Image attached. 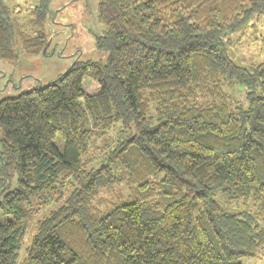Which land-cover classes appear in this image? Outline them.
Listing matches in <instances>:
<instances>
[{
    "label": "trees",
    "instance_id": "obj_1",
    "mask_svg": "<svg viewBox=\"0 0 264 264\" xmlns=\"http://www.w3.org/2000/svg\"><path fill=\"white\" fill-rule=\"evenodd\" d=\"M50 2L39 0L38 22ZM260 12L264 0H100L107 62L77 60L0 101V264H17L28 220L55 200L63 203L39 222L23 264H244L261 255L264 62L237 65L224 39ZM17 36L30 54L47 46L43 32L18 31L0 0V60L15 58ZM232 84L247 92L229 103ZM110 129L125 135L108 139L94 167L93 132ZM112 165L137 197L95 210L118 181Z\"/></svg>",
    "mask_w": 264,
    "mask_h": 264
},
{
    "label": "rangeland",
    "instance_id": "obj_2",
    "mask_svg": "<svg viewBox=\"0 0 264 264\" xmlns=\"http://www.w3.org/2000/svg\"><path fill=\"white\" fill-rule=\"evenodd\" d=\"M4 2L13 9L18 31L30 37L43 32L48 42L42 53L30 54L24 50L21 39L17 36L14 43L15 58L0 60V101L17 97L42 84L56 80L77 60L107 62L108 52L97 47V39L105 32V26L98 17L100 0H51L49 11L41 23L37 21L33 13L39 0H4ZM224 39L237 65L251 68L264 62V12L252 17L245 26L230 33ZM224 90L229 103L244 99L247 92V88L242 84L225 86ZM87 124L93 128L90 119ZM116 128L118 131L122 125ZM124 135L125 133L116 132V129L105 132L95 130L88 153V157H93L90 164L94 167L100 164V156L108 139L114 145L119 136ZM2 151L3 133L0 129V153ZM98 154L99 157L95 159ZM112 166L118 181L111 189L103 191L93 201L95 210L107 212L137 197L133 193L135 185L124 176L120 167ZM16 184L17 174L15 173L12 175V186L15 187ZM219 200L224 204L223 200ZM62 203L63 200H55L47 207L38 210L28 220L17 264H23L26 260V249L38 231L39 222ZM244 264H264V252L250 262L244 261Z\"/></svg>",
    "mask_w": 264,
    "mask_h": 264
}]
</instances>
